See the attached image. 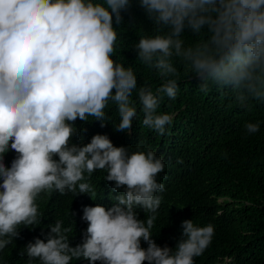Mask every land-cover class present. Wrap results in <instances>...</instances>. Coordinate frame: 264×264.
I'll return each mask as SVG.
<instances>
[{
	"label": "clouds",
	"instance_id": "obj_1",
	"mask_svg": "<svg viewBox=\"0 0 264 264\" xmlns=\"http://www.w3.org/2000/svg\"><path fill=\"white\" fill-rule=\"evenodd\" d=\"M133 2L0 0V254L22 226L40 223L42 194H89L97 171L113 191L124 189L116 203L83 207L87 228L74 247L72 226L56 220L22 250L26 264H195L211 245L215 225L185 219L175 247L158 246L152 229L165 191L157 180L163 156L114 146L106 134L73 143L75 122L91 117L104 127L111 104L115 131L130 133L138 103L142 124L163 136L174 114L158 109L165 96L176 99L182 75L203 93L228 90L242 109L264 104V0H135L151 27L139 25L131 49L162 81L155 89L115 59L118 29L138 26L125 22ZM259 128V121L244 124L249 135ZM9 151L15 157L6 166ZM137 207L147 218H138Z\"/></svg>",
	"mask_w": 264,
	"mask_h": 264
},
{
	"label": "trees",
	"instance_id": "obj_2",
	"mask_svg": "<svg viewBox=\"0 0 264 264\" xmlns=\"http://www.w3.org/2000/svg\"><path fill=\"white\" fill-rule=\"evenodd\" d=\"M131 12L132 18L125 14V22L138 26L118 29L115 59L131 66L140 84L148 83L155 89L162 81L135 60L131 49L143 27L150 29L151 25L135 0ZM193 39L187 37L188 42ZM136 107L137 117L130 133L115 131L119 118L115 106L110 104L105 110L110 119L104 127L91 117L88 122H75L78 131L73 143L86 144L94 134H106L114 146H124L129 151L151 149L163 156L166 166L157 180L165 185V191L160 193L163 199L152 229L158 246L174 248L185 219L200 226L211 222L215 225L212 243L195 258V264H264V104L254 103L251 111L242 109L233 103L228 90L212 87L203 93L197 83L182 75L176 99L165 96L158 109L174 114L165 135L145 127L138 103ZM257 121L259 131L247 134L245 122ZM223 153H227L226 158ZM14 157L15 153L9 151L5 165L10 166ZM178 159L183 163L178 164ZM105 175L102 171L93 173L90 183L94 191L89 194H42L38 201L43 213L40 223L19 229V238H14L0 254V264H26L28 258L21 255L22 250L34 238L44 239L49 225L56 220H62L65 227L72 226L71 246L81 243L87 228L81 219L83 207L110 208L116 203L115 197L124 191H113V183L106 181ZM135 211L142 220L149 215L139 207ZM141 245L147 247L143 241ZM72 264L88 261L78 259Z\"/></svg>",
	"mask_w": 264,
	"mask_h": 264
}]
</instances>
